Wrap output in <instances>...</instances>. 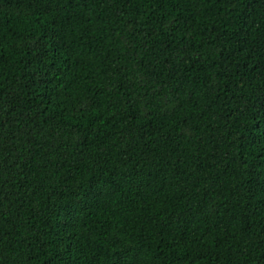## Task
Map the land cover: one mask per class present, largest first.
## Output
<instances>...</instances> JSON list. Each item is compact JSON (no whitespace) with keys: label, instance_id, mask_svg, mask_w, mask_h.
Listing matches in <instances>:
<instances>
[{"label":"trees","instance_id":"trees-1","mask_svg":"<svg viewBox=\"0 0 264 264\" xmlns=\"http://www.w3.org/2000/svg\"><path fill=\"white\" fill-rule=\"evenodd\" d=\"M0 264H264V0H0Z\"/></svg>","mask_w":264,"mask_h":264}]
</instances>
